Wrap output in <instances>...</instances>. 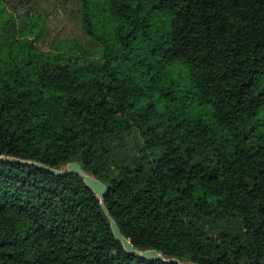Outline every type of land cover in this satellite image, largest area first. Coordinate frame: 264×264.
Wrapping results in <instances>:
<instances>
[{
    "label": "trees",
    "instance_id": "obj_1",
    "mask_svg": "<svg viewBox=\"0 0 264 264\" xmlns=\"http://www.w3.org/2000/svg\"><path fill=\"white\" fill-rule=\"evenodd\" d=\"M77 2L94 45L42 50L0 0V156L29 161L0 160V264H176L126 251L102 205L136 249L264 264V0ZM69 162L102 203L36 164Z\"/></svg>",
    "mask_w": 264,
    "mask_h": 264
},
{
    "label": "rangeland",
    "instance_id": "obj_2",
    "mask_svg": "<svg viewBox=\"0 0 264 264\" xmlns=\"http://www.w3.org/2000/svg\"><path fill=\"white\" fill-rule=\"evenodd\" d=\"M6 9L12 13L15 20H20L26 14L39 19L42 25L37 45L42 50H58L71 43L92 46L94 41L82 30V20L78 12L77 0H2ZM174 79L180 89L188 84L186 68L178 67L168 73L167 79ZM191 112H199L207 118V108L191 103ZM135 135L126 138L125 152H131Z\"/></svg>",
    "mask_w": 264,
    "mask_h": 264
},
{
    "label": "water",
    "instance_id": "obj_3",
    "mask_svg": "<svg viewBox=\"0 0 264 264\" xmlns=\"http://www.w3.org/2000/svg\"><path fill=\"white\" fill-rule=\"evenodd\" d=\"M0 160H8V161H12V162H21V163H28L29 162L27 160L18 159L15 157H4V156H0ZM36 164L38 166H42V167L46 168L48 171H50L56 175H64V174L74 173V174L81 176L84 183L96 194L97 198L102 203V198L107 191L106 185L103 182H101L99 179L94 177L93 175L85 172L78 162H69L63 168H52V167L44 166L40 163H36ZM102 208H103V211L106 214V216L109 217L110 227H111L113 235L115 236V238L120 240L123 248L126 251H128L129 253H131L133 255H139V256L146 258V259H160V260L167 261L169 263L197 264L194 262H183L177 258H166L161 253L156 251L155 249H145V250L136 249L135 247H133V245L130 243V241L128 239H126L121 234L117 223L113 219H111V217L108 214L107 209L103 205H102Z\"/></svg>",
    "mask_w": 264,
    "mask_h": 264
}]
</instances>
